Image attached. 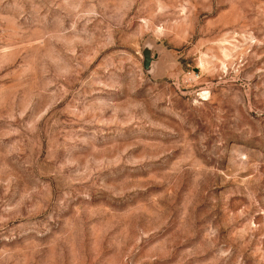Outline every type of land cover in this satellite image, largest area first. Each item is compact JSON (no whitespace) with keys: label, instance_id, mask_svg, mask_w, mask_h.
Returning a JSON list of instances; mask_svg holds the SVG:
<instances>
[{"label":"rangeland","instance_id":"obj_1","mask_svg":"<svg viewBox=\"0 0 264 264\" xmlns=\"http://www.w3.org/2000/svg\"><path fill=\"white\" fill-rule=\"evenodd\" d=\"M0 264H264V0H0Z\"/></svg>","mask_w":264,"mask_h":264},{"label":"water","instance_id":"obj_2","mask_svg":"<svg viewBox=\"0 0 264 264\" xmlns=\"http://www.w3.org/2000/svg\"><path fill=\"white\" fill-rule=\"evenodd\" d=\"M145 61H144V68L149 71L152 68L154 59L151 58V52L149 50H145Z\"/></svg>","mask_w":264,"mask_h":264}]
</instances>
